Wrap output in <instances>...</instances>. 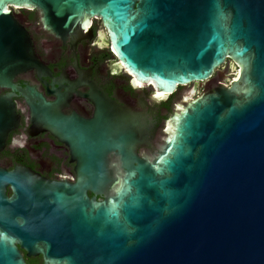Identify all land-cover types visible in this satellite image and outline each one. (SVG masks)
<instances>
[{
    "label": "water",
    "instance_id": "1",
    "mask_svg": "<svg viewBox=\"0 0 264 264\" xmlns=\"http://www.w3.org/2000/svg\"><path fill=\"white\" fill-rule=\"evenodd\" d=\"M13 5L39 9L58 35L100 19L124 66L165 93L208 79L227 59L240 71L229 88L204 92L177 113L153 160L135 154L132 129L39 113L71 146L80 182H113L115 194L88 210L84 192L48 197L0 168V264H27L11 235L39 250L44 242L62 264H264V0H0V85L15 88L13 77L36 56ZM116 150L120 159L109 161ZM47 203L60 216L55 227L14 219L18 209Z\"/></svg>",
    "mask_w": 264,
    "mask_h": 264
},
{
    "label": "flooded vegetation",
    "instance_id": "2",
    "mask_svg": "<svg viewBox=\"0 0 264 264\" xmlns=\"http://www.w3.org/2000/svg\"><path fill=\"white\" fill-rule=\"evenodd\" d=\"M10 9L30 36L36 63L13 77L15 88L0 85V168L14 172L25 182L40 184L48 197L54 190L84 192L88 210L112 197L116 186L111 182L98 189L92 183H81L71 146L49 124L39 122V113L46 120L59 113L73 116L79 123L81 119H91L94 126L109 123L123 131L132 129L137 138L135 154L153 160L164 153L177 126L176 115L191 99L204 92L217 93L221 87L229 88L239 77L236 74L240 66L227 59L208 79L179 85L165 93L140 82L124 66L112 50L100 19H93L85 30L58 35L44 27L39 9L15 5ZM37 93L53 106H44ZM107 159L118 161V150ZM107 173L113 177L124 171ZM5 193L7 197L14 196L12 184H6ZM14 219L20 224L45 223L48 228L60 222L50 203L42 208L30 205L26 211L18 209ZM11 236L27 264L63 263L46 252L44 242H39V250L23 244L19 236Z\"/></svg>",
    "mask_w": 264,
    "mask_h": 264
},
{
    "label": "rangeland",
    "instance_id": "3",
    "mask_svg": "<svg viewBox=\"0 0 264 264\" xmlns=\"http://www.w3.org/2000/svg\"><path fill=\"white\" fill-rule=\"evenodd\" d=\"M201 91V89L199 88L197 91H196V94L199 93Z\"/></svg>",
    "mask_w": 264,
    "mask_h": 264
}]
</instances>
